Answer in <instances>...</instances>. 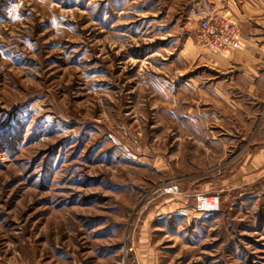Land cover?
<instances>
[{
  "label": "rangeland",
  "instance_id": "obj_1",
  "mask_svg": "<svg viewBox=\"0 0 264 264\" xmlns=\"http://www.w3.org/2000/svg\"><path fill=\"white\" fill-rule=\"evenodd\" d=\"M199 6L0 0V264H264V104L217 99Z\"/></svg>",
  "mask_w": 264,
  "mask_h": 264
},
{
  "label": "crops",
  "instance_id": "obj_2",
  "mask_svg": "<svg viewBox=\"0 0 264 264\" xmlns=\"http://www.w3.org/2000/svg\"><path fill=\"white\" fill-rule=\"evenodd\" d=\"M194 3L200 5L206 16L212 14L211 9L224 10L229 20L238 23L241 29L244 45L242 49L223 54L211 53L204 47L196 51L197 59H200L207 71L221 82L214 83V88L218 91L219 85H237L239 92H249L254 95L253 99H250L255 103L264 104V0H194ZM203 3H206L207 7L203 8ZM238 83L247 87L241 89ZM227 92L228 94L218 91L221 95L217 99L228 106L231 102H237V107L241 105L243 97L235 99L229 95V91ZM254 136L255 144L260 145V148L253 159V165L264 167V116L258 122Z\"/></svg>",
  "mask_w": 264,
  "mask_h": 264
},
{
  "label": "built area",
  "instance_id": "obj_3",
  "mask_svg": "<svg viewBox=\"0 0 264 264\" xmlns=\"http://www.w3.org/2000/svg\"><path fill=\"white\" fill-rule=\"evenodd\" d=\"M198 43L211 52L223 54L231 50L244 47L241 39L240 25L230 21L228 17L219 14H210L204 17L199 24ZM197 212L204 215L218 213L221 205L219 195H199Z\"/></svg>",
  "mask_w": 264,
  "mask_h": 264
}]
</instances>
